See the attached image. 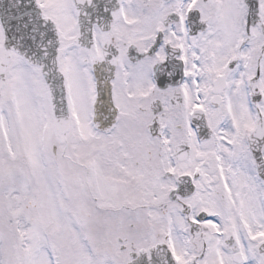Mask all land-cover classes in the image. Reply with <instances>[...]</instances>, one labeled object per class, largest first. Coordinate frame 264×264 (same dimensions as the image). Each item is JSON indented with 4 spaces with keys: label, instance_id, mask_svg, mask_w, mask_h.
Returning a JSON list of instances; mask_svg holds the SVG:
<instances>
[{
    "label": "snow or ice",
    "instance_id": "6c2138e0",
    "mask_svg": "<svg viewBox=\"0 0 264 264\" xmlns=\"http://www.w3.org/2000/svg\"><path fill=\"white\" fill-rule=\"evenodd\" d=\"M0 264H264V0H0Z\"/></svg>",
    "mask_w": 264,
    "mask_h": 264
}]
</instances>
